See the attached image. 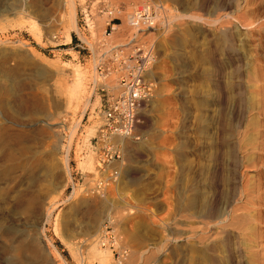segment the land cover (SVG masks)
Instances as JSON below:
<instances>
[{
  "label": "rangeland",
  "instance_id": "1",
  "mask_svg": "<svg viewBox=\"0 0 264 264\" xmlns=\"http://www.w3.org/2000/svg\"><path fill=\"white\" fill-rule=\"evenodd\" d=\"M55 1L38 0L50 31L34 0H0V264H264V0H76L77 30ZM146 1L156 28L107 25L106 7ZM139 39L155 45L154 92L118 139V177L95 190L110 50ZM78 74V109L50 107L48 85Z\"/></svg>",
  "mask_w": 264,
  "mask_h": 264
},
{
  "label": "built area",
  "instance_id": "2",
  "mask_svg": "<svg viewBox=\"0 0 264 264\" xmlns=\"http://www.w3.org/2000/svg\"><path fill=\"white\" fill-rule=\"evenodd\" d=\"M105 12L111 16L110 25H121L126 18L127 24L138 30L154 29L159 25L161 6L146 2L131 11L119 7L108 6ZM136 33L132 39H136ZM127 49V48H126ZM111 49L110 52L119 73V91L110 93L106 89V98L102 101L99 113L102 124L98 136L91 141L99 152L96 165L98 176L95 178V190L101 188L108 180H115L123 163V155L118 139L132 136L139 123V113L143 104L153 95L154 82L149 72L155 60V45L150 42L136 40L132 47ZM107 228V226H106ZM103 234V233H102ZM114 236L108 229L102 236L103 245H113ZM109 242V243H108Z\"/></svg>",
  "mask_w": 264,
  "mask_h": 264
},
{
  "label": "bare ground",
  "instance_id": "3",
  "mask_svg": "<svg viewBox=\"0 0 264 264\" xmlns=\"http://www.w3.org/2000/svg\"><path fill=\"white\" fill-rule=\"evenodd\" d=\"M83 1V0H82ZM56 2V7L63 1H61L59 3L58 0L55 1ZM68 3H65L68 5L67 9H68V19H69V24L70 26L75 30H77L78 28V25H77V11H78V3L76 0H68L67 1ZM146 2H151V1H146ZM144 2V3H146ZM61 3V4H62ZM153 3V2H152ZM61 6V5H60ZM59 6V7H60ZM32 8H33V11L36 13H34L36 15V17L39 19L40 22L44 23L45 24V29L47 30H52L54 29V26L58 25L57 24V21H58V18H54L53 19V13L50 11H48L47 9H44L41 5V3L38 2V0H34L33 2V5H32ZM61 8V7H60ZM64 8V7H63ZM62 8V9H63ZM61 9V10H62ZM65 12V11H64ZM66 13V12H65ZM62 14V13H61ZM66 14V15H67ZM64 15V14H63ZM61 16V15H60ZM59 16V20H62L64 23L62 24H65V21L63 20L64 18L61 19V17ZM65 16V15H64ZM67 18V17H65ZM66 20V19H65ZM218 21V20H217ZM59 22V21H58ZM68 22V21H67ZM66 22V23H67ZM61 23V22H60ZM68 24V23H67ZM65 26V25H64ZM69 26V27H70ZM67 27V26H65ZM221 27V26H220ZM117 28V25L115 24L114 26V29ZM224 28V27H222ZM79 29V28H78ZM225 29V28H224ZM69 30V29H68ZM229 31V29H228ZM69 32V31H68ZM134 33H137L134 32ZM133 33V34H134ZM227 33V32H226ZM137 36V35H135ZM81 38L83 39V37L81 36ZM133 38V37H131ZM72 37L71 35H68L66 36V40L69 42L71 41ZM138 39V38H137ZM85 40V38H84ZM133 40V39H132ZM131 40V41H132ZM87 41V40H86ZM140 41V39H139ZM88 42V41H87ZM89 43V42H88ZM90 45H92L91 43H89ZM108 66V65H107ZM105 68V67H104ZM109 69V68H108ZM105 70V69H104ZM74 72V71H73ZM72 72V73H73ZM96 72V71H95ZM67 74V73H66ZM101 75H103L104 78L107 77L108 74H105L104 75V72H100ZM68 75V74H67ZM97 75V73L95 74ZM94 75V76H95ZM69 76V75H68ZM66 75H64L63 77H60V78H57L56 80H54L53 78H51L52 80H54L52 83H50L48 85V88L46 90H44L47 94V98H48V101H49V104L50 107H52L53 109L59 111L61 110L63 107H65L66 109L67 108H71L72 111H76L78 109V106L80 105L81 101H82V97H83V83H82V80H81V77L80 75L78 74L77 77L75 79L72 80V78H70L72 81L70 83V81L67 79ZM74 76L75 73H74ZM84 76V75H83ZM71 77V76H70ZM74 78V77H73ZM95 78V77H94ZM97 78V77H96ZM82 79H84L82 77ZM119 79V78H118ZM118 79L116 80V86H110L108 84H104L106 87L103 88V89H107L110 93H117L119 91V83H118ZM152 80V79H151ZM48 82V81H47ZM95 82L97 83V81L95 80ZM94 82V83H95ZM154 82V81H153ZM46 88V87H45ZM44 92V93H45ZM93 93V92H92ZM45 94V95H46ZM92 95H89L86 99H85V102L83 104V107H82V111H81V117L85 114L86 110L88 109V106L91 104L92 102ZM45 99H46V96H45ZM148 101V100H147ZM71 106V107H70ZM64 110V109H63ZM68 111V110H67ZM60 112V111H59ZM62 112H65V111H62ZM82 118H80L78 120V122L76 123L75 127L73 128L72 132H71V137L73 134H75L76 132V129L78 127V125L80 124ZM94 126L92 128H90V135L93 134V132L95 131L94 130ZM70 137V138H71ZM72 141L71 139L69 140V142ZM71 144V143H69ZM70 146V145H69ZM69 152V151H68ZM68 155V154H67ZM66 167L68 168V156L66 157V163H65ZM94 157L92 155H89L87 156L83 162H81V167L85 168V167H88V168H92L94 167ZM69 172V170H68ZM69 174V173H68ZM221 191V190H220ZM219 193V192H218ZM216 194V193H215ZM214 197V196H213ZM217 199V198H216ZM214 201V200H213ZM212 204V202H211ZM213 205V204H212ZM103 206V205H101ZM100 207V206H99ZM210 207V206H209ZM105 208V205L104 207H102V209ZM99 209V208H98ZM101 210V209H100ZM100 210H97V211H100ZM103 211V210H102ZM209 211V210H208ZM101 212V211H100ZM211 213V212H210ZM214 213V212H213ZM212 213V215H213ZM209 214V213H208ZM51 215V211H48L46 216H45V219L48 220L49 217ZM211 215V216H212ZM214 217V215H213ZM208 218H211V217H208ZM109 223V222H108ZM112 224V222H111ZM107 226V225H106ZM105 226V228H106ZM109 227V226H108ZM105 234V232L103 234H101L99 237H98V242L100 244L101 247H106V248H110L111 245L107 244L106 246L103 245V242H102V236ZM114 235V234H113ZM226 240V239H225ZM112 242H113V245H116L117 243V239L116 237H114L112 239ZM109 243V242H108ZM96 248V245L94 244L93 245V248ZM98 254V256L100 257V260L103 262L106 260L107 258V254H102L99 249L97 251V249L94 251Z\"/></svg>",
  "mask_w": 264,
  "mask_h": 264
}]
</instances>
